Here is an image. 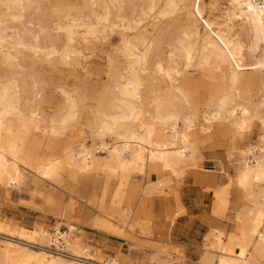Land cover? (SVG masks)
<instances>
[{
	"label": "bare ground",
	"instance_id": "bare-ground-1",
	"mask_svg": "<svg viewBox=\"0 0 264 264\" xmlns=\"http://www.w3.org/2000/svg\"><path fill=\"white\" fill-rule=\"evenodd\" d=\"M213 2L0 0V193L24 186L29 172L33 184L53 182L69 195L93 179L91 229L124 238L144 200H172L164 216L173 223L184 212L177 183L207 176L212 213L229 229L207 231L200 264H264V0ZM105 32L120 36L122 61L107 57L108 84L83 90L79 81H52L47 69L59 65L93 74L83 53ZM45 82L62 97L53 113ZM253 130L254 144L246 141ZM211 139L234 172L224 174L232 197L197 165ZM34 192L66 231L60 222L49 232L0 221V264H118L80 236L74 202ZM153 245L144 246L156 264H171L169 251Z\"/></svg>",
	"mask_w": 264,
	"mask_h": 264
},
{
	"label": "rangeland",
	"instance_id": "rangeland-1",
	"mask_svg": "<svg viewBox=\"0 0 264 264\" xmlns=\"http://www.w3.org/2000/svg\"><path fill=\"white\" fill-rule=\"evenodd\" d=\"M213 1L204 0V3L209 5L214 3ZM217 3L221 6L225 5L223 1ZM146 22L144 21L143 25ZM147 30L150 31V28H147ZM126 33L132 34L133 32L126 31ZM103 35H105V38L101 39V35L99 40L91 41L88 45L91 49L83 53L87 60L88 70L93 74L84 75L76 67L72 71L69 67L59 65L57 66L59 70L51 71V69H47V74L52 81L55 82L57 77L68 84L79 81L83 90L86 88L95 89L103 84H108L109 80L105 74L107 57L112 59L113 66L122 63L119 54L114 51L120 36L117 32H105ZM44 84L45 89L43 91L49 95L52 93L49 108L50 113H53L62 103V97L59 90L54 89L53 85L49 86L47 82ZM91 101L93 100L88 99L85 104L87 106L94 105V102ZM42 106L46 107L48 104L43 102ZM79 122L83 125L82 129L86 132L84 135L87 137L85 142L89 145V133L85 129L84 118H81ZM257 134L258 130H253L246 141L254 144ZM106 142L110 143L111 141L107 138ZM200 154L201 159L197 162V165L205 167L204 170L201 169V172H206L205 174L214 173L217 176L215 186L223 189L226 183L225 175L233 176L234 172L227 166L220 142L213 139L205 142L200 148ZM98 156H105V154L99 152ZM192 171L193 168H190L189 172ZM31 175L33 174L29 172L24 186L10 189L8 195L0 193V221L18 224L27 229L33 228L35 223H41L49 232H52L53 225L56 222L65 223L62 218L56 217L52 211L47 210L40 196H38L39 193L34 194V187L39 186L43 192L50 191L55 196L60 195L66 206L69 202H74L73 207L76 213L73 225L78 229L80 236H83L84 241L92 251H100L103 256L108 257L119 256L118 264H156L154 250L145 248L144 245L146 244H154L155 247L169 251L171 264H200V258L205 249L203 239L207 231L210 228L224 229L225 231L229 229L226 222H221L212 213V190L211 188L206 190L207 185L211 187L207 176H200L201 181H198L196 179L198 176L187 174L183 181L177 183V192L184 212L173 223L169 216H164L167 208L172 211L175 210L172 200L168 202L169 206L167 207L164 202L160 201L159 196L153 195L147 201L144 200L145 211L139 215L138 224H133L132 227L125 228V230L122 229L124 238H120L93 230L90 227L92 215L97 214L95 205L86 203L91 198V192L93 195H97L96 198L98 197V186L97 184L93 186V179L87 181L84 187L77 185L69 195L67 190L53 182L36 180V183L33 184L32 178L34 177ZM225 188L232 197V187L227 186ZM168 196L171 199V194ZM231 212V210H227L225 215L229 216ZM60 231H66L64 224L61 226ZM162 256L164 257V255ZM87 264H91V261H87Z\"/></svg>",
	"mask_w": 264,
	"mask_h": 264
}]
</instances>
